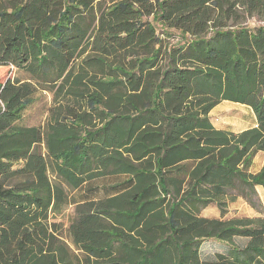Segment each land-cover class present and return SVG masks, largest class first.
<instances>
[{
	"label": "trees",
	"instance_id": "trees-1",
	"mask_svg": "<svg viewBox=\"0 0 264 264\" xmlns=\"http://www.w3.org/2000/svg\"><path fill=\"white\" fill-rule=\"evenodd\" d=\"M0 67V264H264V0H0Z\"/></svg>",
	"mask_w": 264,
	"mask_h": 264
},
{
	"label": "rangeland",
	"instance_id": "rangeland-1",
	"mask_svg": "<svg viewBox=\"0 0 264 264\" xmlns=\"http://www.w3.org/2000/svg\"><path fill=\"white\" fill-rule=\"evenodd\" d=\"M255 21L251 22L253 25ZM173 36H178V33L175 31H171ZM165 36V33H164ZM8 67H0V79L8 74ZM21 76L20 73H15ZM51 104V94L49 92L43 91L39 92L35 95V101L25 110L21 123L24 125H43L47 115V109ZM210 118L212 123L217 128H230L233 130H241L248 127H251L255 124V117L252 110L242 104L233 103L229 101H222L219 103L210 113ZM264 163V154L257 153L253 158V170H257ZM103 182H108L103 180ZM100 182V183H103ZM257 194L259 201L264 206V192L258 187ZM239 214H253L255 211L247 205L243 200L239 199L229 205V213L228 215H233L234 213ZM208 215H218V210L216 207L211 206L206 210ZM74 206L68 205L63 211L55 215L51 221L60 223L62 229H66L68 223L71 221L74 216ZM65 233V232H63ZM67 242L68 248L74 254H78L79 252L75 249V247L70 243V240L65 239ZM228 250V246L222 244L220 242L214 240H206L200 247L201 257L202 259L210 260L213 258L215 252L226 253Z\"/></svg>",
	"mask_w": 264,
	"mask_h": 264
},
{
	"label": "crops",
	"instance_id": "crops-1",
	"mask_svg": "<svg viewBox=\"0 0 264 264\" xmlns=\"http://www.w3.org/2000/svg\"><path fill=\"white\" fill-rule=\"evenodd\" d=\"M242 105H243V104H242ZM215 107H216V106H215ZM215 107H214V108H215ZM214 108H213V109H214ZM213 109H212V110H213ZM212 110H211V111H212ZM210 113H211V112H210ZM255 123H256V121H255ZM254 125H255V124H254ZM254 125H253V126H254ZM214 126H215V125H214ZM251 127H252V126H251ZM248 128H249V127H248ZM227 129H230V128H227ZM231 130H233V129H231ZM241 130H243V129H241ZM233 131H240V130H233ZM258 153H259V152H258ZM260 153H262V152H260ZM263 154H264V153H263ZM257 188H258V187H257ZM260 188H261V187H260ZM261 189H262V188H261ZM239 199L243 200L242 198L238 197L235 201H237V200H239ZM235 201H234V202H235ZM243 201H244V200H243ZM244 202H245V201H244ZM232 203H233V202H232ZM245 203H246V202H245ZM230 204H231V203H230ZM230 204H229V205H230ZM246 204H247V203H246ZM247 205H248V204H247ZM262 205H263V204H262ZM211 206H214V205H210V206H208L207 208H205V209L201 212V214H202L203 216H208V217H217V216H218L217 214H215V215H208V214L206 213V210H207L209 207H211ZM214 207H215V206H214ZM263 207H264V206H263ZM234 214H235V215H239V216H253V215H256L255 212H254L253 214H239V213H237V212L234 213ZM205 241H206V240H205ZM203 242H204V241H203ZM202 244H203V243H202ZM202 244H201V245H202Z\"/></svg>",
	"mask_w": 264,
	"mask_h": 264
}]
</instances>
